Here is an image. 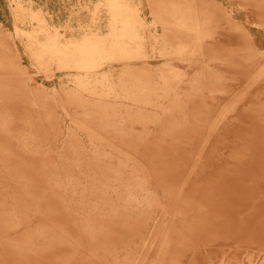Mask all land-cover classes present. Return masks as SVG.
<instances>
[{
  "label": "bare ground",
  "instance_id": "1",
  "mask_svg": "<svg viewBox=\"0 0 264 264\" xmlns=\"http://www.w3.org/2000/svg\"><path fill=\"white\" fill-rule=\"evenodd\" d=\"M100 1L66 15L72 16L63 28L66 39L48 12L19 8L13 15L36 23L26 37L39 63L47 59L75 70L77 90L65 96L84 121L107 131L105 142L80 124L116 153L115 167L97 148L82 159L57 155L62 165L42 156L51 148L41 133L11 130V104L21 102L16 97L23 85L0 30V263L104 264L117 258L110 242L114 218L154 205V191L179 199L178 209L162 211L160 237L152 239L159 260L178 259L214 207L229 218L227 237L263 242L257 216L264 213V0H239L236 7L223 0H146L161 31L152 40L165 59L159 67L149 63L155 52L147 50L144 21L130 0H105L106 32L98 20ZM231 81L246 90L233 108L239 95L231 92ZM224 101L226 109L218 108ZM84 180L99 185L81 190L91 196L89 206L76 210L69 194Z\"/></svg>",
  "mask_w": 264,
  "mask_h": 264
},
{
  "label": "rangeland",
  "instance_id": "2",
  "mask_svg": "<svg viewBox=\"0 0 264 264\" xmlns=\"http://www.w3.org/2000/svg\"><path fill=\"white\" fill-rule=\"evenodd\" d=\"M223 1H226V4L231 3L234 7L241 3L239 0ZM95 3L96 0H0V30L8 41L7 52L9 54L7 55H10L12 59V70H19L21 78L17 80L23 85L18 97H16L20 99L21 102L14 103L16 107L13 106V102L11 104V107L15 108V113L13 114V119L8 118L11 122H14L11 124L10 128L16 133H22V136L41 133L43 141L48 140V146L51 148L50 151L42 156L50 157L51 160L57 161L58 163L60 161L62 165H65L63 163L64 158H57V155L65 156L68 152L70 155L73 154L75 159L76 157L82 159L87 157L93 151L91 150L92 148H97L102 155L101 157L110 159L111 162H113V165L117 164L115 158L116 153L106 144H97L94 137L90 136L85 129L80 127V124H83L85 127L88 126L90 134L94 133L96 138L105 142L110 138L106 130H103L94 123L93 125L95 127H93L90 123L84 121L80 115L75 113L74 105L68 102L65 93L77 90L76 77H74L76 74L75 70L61 67L56 61H48L47 59H44L45 61L39 63L36 56L33 54L35 50H31L29 47L30 41L26 37V34L36 29V23L33 21L28 22L29 19L27 17L14 16L13 13L19 12V8H25L30 11L41 10L48 12L50 21L53 22V25L60 26L63 37L65 36L66 39L67 33L63 31V28L67 26V19L72 20V16L67 17L66 15L69 13L75 15L77 12L81 14L82 10L85 9L81 7L82 4L94 5ZM100 3L102 7L99 9L100 17L98 20L101 29L103 32H106L108 10L105 5V0H101ZM130 4L137 9L138 16L144 21L145 34L148 38L146 42L149 41V44L146 43L147 50L149 49L150 52V48H152L154 50L153 52H155V54L152 55L153 59L149 60V63L153 67H159L165 62V59L159 56L157 53L158 45L153 47L154 43H152V40L155 37H159L161 33L160 28L154 23L155 21L151 15L146 0H130ZM22 20H26V22ZM242 23L248 27H255L256 25L244 21H242ZM68 25H71V23L68 22ZM118 69L119 67L115 68L114 73H116ZM113 77L115 78L116 75ZM232 83L233 81H231V84ZM239 86L241 85H238L235 82L231 85V87H233L231 92L238 93L237 96H239L238 102L231 104L229 108H233L237 105L242 98L240 94L245 93L246 91L244 85H242L241 88ZM28 101H34L36 104L32 105V107H25L27 106ZM225 103L226 102L224 101L218 108L225 107L226 109L228 104L224 105ZM57 106H59V108ZM7 107L9 108L8 105ZM22 121H27L30 124L32 123L35 127L32 128L30 124L20 123ZM25 126L27 127L25 128ZM70 142L73 144L70 145ZM73 147L74 149H77L76 152H73ZM66 157H69V155ZM74 158L66 160L65 162L71 164V161L75 160ZM115 166L117 165H114V167ZM83 169L88 171L86 168ZM189 169L190 166L187 167L186 171ZM84 181L83 185L80 184L78 191L69 194L71 196L69 202H71V208L73 209L78 210L79 207L89 206V199L91 196H89L87 192H81V190L84 191L89 185H99L97 180ZM82 193L85 194L84 197H82ZM152 196H154L152 197L154 205H151V207L144 206V208L141 209V211H138L136 215L135 213H130V209L128 208L127 210H124L127 218H125L126 216H118L114 218V228L111 229L115 230V239L110 242L114 244V247H117V251L114 250L115 252L113 251L112 253L114 255L117 253L118 257H107L103 262L104 264H264L261 263L262 261L260 260L264 258V240L262 242V239H253L250 236L243 234L236 237L237 239L227 237L228 226L225 225V221H229V218H225L221 215L222 213H219V210H217L216 207L205 213L204 219L207 223L204 224V229L202 231H195L190 236L188 241L190 245L186 249H183L182 254L178 255V259L175 258L176 260L171 262L168 261V258H162L159 260L155 253L158 241L156 239L152 241V239L154 235L157 239L160 237V232L157 233L156 231L160 229L158 222L163 217L162 211L178 209L179 199L171 200L165 198L157 191H154ZM231 202L232 203L230 204L236 203L235 201ZM181 206L183 207V201ZM236 206L238 207V205ZM81 216H84V214ZM257 221H261V224L264 223V213L257 216ZM137 226L140 227L137 228ZM126 227L135 228L137 231L132 234L128 229H125ZM250 247L252 250L248 249ZM231 249L233 253L231 252ZM241 250H244L243 253ZM82 251L84 252V250ZM99 251H102V249L99 248ZM211 251H213V253ZM247 252L248 254H245ZM255 252L257 253L256 255ZM66 253L67 252H63V254ZM253 253L254 256H252ZM226 255L228 259H225ZM218 257L220 258L218 259ZM156 261L158 262L156 263Z\"/></svg>",
  "mask_w": 264,
  "mask_h": 264
}]
</instances>
